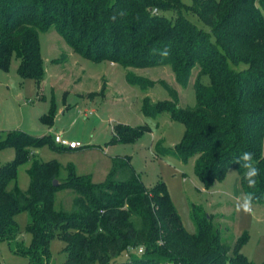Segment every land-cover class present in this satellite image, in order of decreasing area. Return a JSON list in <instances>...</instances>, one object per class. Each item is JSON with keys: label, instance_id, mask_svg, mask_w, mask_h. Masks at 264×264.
Returning <instances> with one entry per match:
<instances>
[{"label": "trees", "instance_id": "1", "mask_svg": "<svg viewBox=\"0 0 264 264\" xmlns=\"http://www.w3.org/2000/svg\"><path fill=\"white\" fill-rule=\"evenodd\" d=\"M258 2L192 0L184 6L181 0H0V67L7 68L16 55L18 73L34 78L39 87L44 79L39 31L53 25L81 55L124 67L169 65L183 87L196 69L193 106H180L176 91L165 85L170 98L151 102L145 97L144 110L169 111L184 123L174 153L183 161L194 156L195 173L206 185L233 167L244 193L264 202V0ZM167 9H177L172 20L160 13ZM120 11L125 15L113 22L110 17ZM164 48L168 57L159 54ZM126 75L129 82L147 86L146 78L129 70ZM115 129L124 140L136 138L145 127L117 124ZM42 144L70 149L57 144L51 133H0V148L15 149L0 167V241L24 255L26 264H50L54 238L64 242L65 257L58 264H254L240 251L245 236L223 238L212 214L197 204L190 209L195 231H187L164 182L145 185L127 158H112L101 182L77 174L72 164L59 180L60 163L33 158L27 189L9 187L18 166L30 158V148ZM245 151L254 153L260 170L255 188H249L245 170L235 165ZM62 187L76 190L68 210L54 208L55 192ZM20 212L27 215L28 244L19 237L15 215Z\"/></svg>", "mask_w": 264, "mask_h": 264}, {"label": "rangeland", "instance_id": "2", "mask_svg": "<svg viewBox=\"0 0 264 264\" xmlns=\"http://www.w3.org/2000/svg\"><path fill=\"white\" fill-rule=\"evenodd\" d=\"M184 6L192 0H181ZM256 4L259 6L258 0ZM185 11L184 7L182 8ZM153 12H157L153 9ZM172 20L177 9L160 11ZM185 15L199 27L204 24L191 12ZM40 56L44 79L40 86L34 78L18 73V58L12 55L7 68L0 67V133L21 130L33 135L63 132L69 139L80 141L76 149H60L42 144L30 148V158L17 168L15 181L9 187L27 189L30 181L28 167L33 158L50 159L61 164L59 180L67 177L66 166L72 164L77 174L90 175L93 182L103 181L111 169L112 158H127L147 185L164 182L170 199L177 210L184 228L195 231L190 217L192 204L201 206L212 214L223 238L245 236L240 251L254 264L264 262V202L253 200V212H237L236 198L244 193L237 169L229 167L222 179L214 178L206 185L195 173L194 156L187 161L175 155V147L181 142L184 123L171 116L169 111L146 112L143 100L151 102L170 98L165 85L177 93L180 106L195 104L193 87L196 69L190 81L183 87L174 78L169 65L145 68L124 67L109 59L96 60L81 55L51 25L39 31ZM146 78L141 87L131 83L127 72ZM203 75L202 81L208 82ZM90 111V112H89ZM45 114L51 120L43 119ZM127 124L145 129L133 139L122 140L115 126ZM164 151V155H157ZM15 155L12 146L0 148V167ZM60 183V181H59ZM76 190L62 187L55 192L54 208H71ZM19 237L24 243L30 241L26 230L27 215H15ZM64 242L54 238L49 244L52 259L58 264L64 259ZM24 255L14 254L6 241H0V264H26Z\"/></svg>", "mask_w": 264, "mask_h": 264}, {"label": "clouds", "instance_id": "3", "mask_svg": "<svg viewBox=\"0 0 264 264\" xmlns=\"http://www.w3.org/2000/svg\"><path fill=\"white\" fill-rule=\"evenodd\" d=\"M124 15V11H120L118 13H114L110 19L115 22L117 16L123 17ZM159 54L162 57H168L170 55V51L169 49L164 48L163 50L159 51ZM235 165H239V168H243L245 170L244 178L247 180L249 188H255L257 184V177L260 175V170L256 166L254 153L251 151L243 152L237 158ZM253 200L254 194L252 192H248L240 197H237L235 202L236 211L251 214L253 212Z\"/></svg>", "mask_w": 264, "mask_h": 264}, {"label": "built area", "instance_id": "4", "mask_svg": "<svg viewBox=\"0 0 264 264\" xmlns=\"http://www.w3.org/2000/svg\"><path fill=\"white\" fill-rule=\"evenodd\" d=\"M53 136H54V141L61 146H65V147L70 148V149H75V148H78L80 146H83V144L80 141L70 140V139L66 138L65 136H63L62 133H55Z\"/></svg>", "mask_w": 264, "mask_h": 264}, {"label": "crops", "instance_id": "5", "mask_svg": "<svg viewBox=\"0 0 264 264\" xmlns=\"http://www.w3.org/2000/svg\"><path fill=\"white\" fill-rule=\"evenodd\" d=\"M46 133H49V132H46ZM46 133H43V134H46ZM59 133H62L63 134V136H65V133L63 132V130H61V132H59ZM66 137V136H65ZM66 138H68V137H66ZM69 139V138H68ZM70 140H73V139H70ZM80 147H82V146H80ZM79 148V147H78ZM76 149V148H75Z\"/></svg>", "mask_w": 264, "mask_h": 264}, {"label": "water", "instance_id": "6", "mask_svg": "<svg viewBox=\"0 0 264 264\" xmlns=\"http://www.w3.org/2000/svg\"><path fill=\"white\" fill-rule=\"evenodd\" d=\"M58 181L56 179L53 180V185H57Z\"/></svg>", "mask_w": 264, "mask_h": 264}]
</instances>
